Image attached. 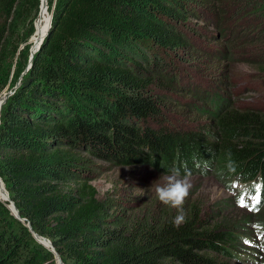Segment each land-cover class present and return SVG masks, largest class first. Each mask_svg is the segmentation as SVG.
<instances>
[{"label":"trees","instance_id":"16d2710c","mask_svg":"<svg viewBox=\"0 0 264 264\" xmlns=\"http://www.w3.org/2000/svg\"><path fill=\"white\" fill-rule=\"evenodd\" d=\"M156 1L49 0L51 25L21 84L1 106L0 177L20 216L52 241L64 264H228L199 254L201 245L241 254L232 249L238 222L208 226L194 202L185 201L186 220L179 227L173 224L177 210L159 199L153 202L156 211L116 222L94 185L81 177L71 178V184L61 181L80 175L70 153L83 142L113 148L125 163L152 158L154 166L171 169L156 161L166 156L188 168L180 161L187 155L176 152L182 142L164 126L141 127L143 117L157 114L159 106L136 76L143 71L140 61H148L149 70L167 65L160 56L151 60L142 47L175 43L169 22L160 23L147 10ZM39 5V0H0V91L10 77L11 85L16 82L25 65L28 44L22 51L19 45L32 33ZM19 52L23 61L17 60ZM219 119L218 140L193 142L197 148L190 144L189 155L203 152L206 162L215 159L214 171L223 179L249 184L258 178L264 191V108L232 106ZM252 215L264 220L263 210L246 217ZM0 219V264H56L54 253L2 202Z\"/></svg>","mask_w":264,"mask_h":264},{"label":"rangeland","instance_id":"374dc122","mask_svg":"<svg viewBox=\"0 0 264 264\" xmlns=\"http://www.w3.org/2000/svg\"><path fill=\"white\" fill-rule=\"evenodd\" d=\"M45 1L48 11L46 9L47 12L44 13L46 21L43 31L54 9V4L49 7V0ZM157 1L160 3H156ZM157 1L147 10L155 20L160 22L164 18L169 22L167 28L174 36L175 43L157 48L148 45H144L147 48L142 47L146 55H151L149 56L151 60L160 56L161 61L164 60L167 65L162 66L161 69L151 65L152 72H150L148 61H140L143 71L136 72V76L142 80V85L145 86L144 92L150 97L152 95L151 98L159 106L157 112L159 116L153 113V116L151 114L143 117L144 124L141 127L159 130L164 126L165 133H170L173 138L182 142L176 152L183 151L188 159H178L186 162L192 173V188L185 201L196 203L208 226L230 227L238 222V226L233 227L232 230L235 233L240 232L239 240L233 244L232 249L241 247L253 250V252L246 249L240 251L244 257H248V260L207 245L198 247L199 254L209 256L221 263L264 264V220L253 215L250 218L246 217L249 212L264 211V205L254 211H250L247 206L256 197L254 194L256 189L263 190L260 189L259 179H254L249 184L239 180L238 177L223 179L222 174L214 171L215 159L210 161L211 163L206 162V158L201 159L203 152L199 154L192 152L189 155L190 144L197 148L193 142L202 146V143L211 144L218 140L219 118L230 107L264 108V1ZM39 2L37 17L33 19V31L19 45L22 51L28 44L25 65L16 82L11 85L10 77L1 89L4 90L0 91V99L9 90L12 88L15 90L21 84L23 76L32 63L33 57L30 56H34L38 50L37 48L30 52L36 44L35 23L39 18L42 4L41 0ZM165 7H170L171 10H166ZM173 20H175L174 24H172ZM26 26L27 22H24L18 28L21 37L26 36ZM176 48H179L178 54L174 53ZM137 58L135 60H139V57ZM23 59L24 56L19 52L17 60L23 61ZM171 139L172 137L169 140ZM168 144L170 145V141ZM100 146L93 147L83 142V145L71 149L70 155L75 156L78 161L72 164V167L76 168L80 175H65L61 181L71 184L72 181H69L71 178L81 177L83 181L94 185L97 198L106 201V214L109 219L116 222H123L142 210L156 211L157 206L153 205V202L158 197L154 183L170 169L154 166L151 162L152 158L148 160L149 163L121 162L113 148ZM171 148L173 149L172 146ZM142 149L144 151L146 147ZM156 158L157 163H164V167L177 164L176 160L169 162L166 156L162 159ZM158 182L162 183V181ZM5 193L6 195H0V202L11 214H15L12 205L5 202L6 189ZM238 201L243 202L245 206L241 207ZM263 202L264 197L260 203ZM242 232L246 235L241 234ZM38 240L48 246L45 238ZM223 244L230 246L228 242Z\"/></svg>","mask_w":264,"mask_h":264},{"label":"clouds","instance_id":"9594fccd","mask_svg":"<svg viewBox=\"0 0 264 264\" xmlns=\"http://www.w3.org/2000/svg\"><path fill=\"white\" fill-rule=\"evenodd\" d=\"M191 176V170L186 166H173L154 183L159 201L177 210V215L173 219V224L177 227L186 220L183 205L192 188ZM158 181H162V183Z\"/></svg>","mask_w":264,"mask_h":264},{"label":"bare ground","instance_id":"6f19581e","mask_svg":"<svg viewBox=\"0 0 264 264\" xmlns=\"http://www.w3.org/2000/svg\"><path fill=\"white\" fill-rule=\"evenodd\" d=\"M41 2H42V4H41V10H40V15H39V18H38V20H37V22L35 23V27H36V33H35V35H34V37H35V42H36V44H35V46H34V48H36V46H37V44L39 43V40L41 39V38H43L44 37V33H45V31L47 30V28H49V19L47 20V26L45 27V29H44V31H43V28H44V25H45V16H44V13H45V11H46V1L45 0H41ZM47 12V11H46ZM4 97H5V95L3 96V97H1L2 99H0V105H1V102H2V100L4 99ZM1 180V179H0ZM4 183L1 181L0 182V195H6V193H5V188H4V185H3ZM7 200H8V194H7V198H6ZM9 201V200H8ZM10 202V201H9ZM10 204L12 205V203L10 202ZM12 207H13V205H12ZM14 208V207H13ZM14 210H15V208H14ZM15 213H16V210H15ZM36 237L38 238V239H41L40 237H38V235H36ZM43 237V236H42ZM43 238H45V237H43ZM47 241H48V239L47 238H45ZM48 245L50 246V244H49V242H48ZM242 249H246L247 251H249V252H253V250L251 249V248H241V247H239V248H237V250L240 252ZM59 263H61V264H63L62 262H61V260H59L58 259V264Z\"/></svg>","mask_w":264,"mask_h":264},{"label":"water","instance_id":"95a60500","mask_svg":"<svg viewBox=\"0 0 264 264\" xmlns=\"http://www.w3.org/2000/svg\"><path fill=\"white\" fill-rule=\"evenodd\" d=\"M51 19H52V14H51V16H50L49 27H50V25H51ZM48 29H49V28H48ZM48 29H47V30H48ZM46 33H47V31H46ZM46 33H45V34H46ZM45 34H44V36H45ZM43 38H44V37H43ZM43 38H42V39H43ZM42 39L39 40V43L37 44L36 48L31 49L30 52L35 51V50L39 47V44L41 43ZM30 57H33V55L30 56ZM16 85H17V83L14 85V87H15ZM13 89H14V88H12V90H9V92H8L7 94H5V97H4V99L2 100L1 105H0V109H1V106H2V104L4 103L5 99L7 98V96H8L9 94H11V93L14 91ZM0 179H1V181L3 182V180H2L1 177H0ZM3 183H4V182H3ZM6 191H7V189H6ZM7 194H8V191H7ZM8 200L12 203L13 207H14L15 210H16V213L13 214V215H14L15 217H17L18 219H20L25 225H27L28 228L31 230V232H32V234H33V236H34V238H35L38 242H40L41 244H43L40 240H38V238L36 237V235H38V236H44V235H41V234L37 233L36 231H34V230L31 228L30 222H29V221H25V218L20 216V214H19V212H18V209L16 208V206H15L13 200L10 199V197H9V194H8ZM45 237H46V236H45ZM47 239H48V242H49L50 246H46L45 244H43V245H44L45 247H47L48 249H50V250L54 253V255H55V259H56V261H57V264H58V259L61 260V262L64 264L63 260H62L61 257L59 256L58 252L55 250V248H54V246H53V244H52V241H51L48 237H47Z\"/></svg>","mask_w":264,"mask_h":264},{"label":"snow or ice","instance_id":"6c2138e0","mask_svg":"<svg viewBox=\"0 0 264 264\" xmlns=\"http://www.w3.org/2000/svg\"><path fill=\"white\" fill-rule=\"evenodd\" d=\"M238 203H240L241 207H244L245 204L241 201H238ZM259 203V202H258ZM250 211H254V210H258V208L256 206H253L252 208L249 209Z\"/></svg>","mask_w":264,"mask_h":264}]
</instances>
